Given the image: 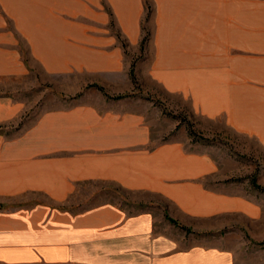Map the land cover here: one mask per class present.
Returning a JSON list of instances; mask_svg holds the SVG:
<instances>
[{"label":"crops","instance_id":"crops-1","mask_svg":"<svg viewBox=\"0 0 264 264\" xmlns=\"http://www.w3.org/2000/svg\"><path fill=\"white\" fill-rule=\"evenodd\" d=\"M131 68L264 161V0H0V86L34 70L108 90L59 91L18 129L24 103L0 92V264H236L229 223L210 244L172 231L242 217L264 236L257 194L218 183L230 155L155 141L111 97Z\"/></svg>","mask_w":264,"mask_h":264},{"label":"rangeland","instance_id":"rangeland-1","mask_svg":"<svg viewBox=\"0 0 264 264\" xmlns=\"http://www.w3.org/2000/svg\"><path fill=\"white\" fill-rule=\"evenodd\" d=\"M146 8L149 10V6H146ZM147 35L148 30L145 28L142 36L143 42L147 39ZM130 74L133 79L131 87L123 88L124 90L120 91L119 94L111 97L115 99L124 96L131 98L125 107L140 110L143 113L155 141L178 138L184 140L186 146L191 149L206 150L213 156L219 154L221 159H223L224 152L226 155H230L232 160L229 168L235 174L223 181L219 180L218 183L245 182L247 190L257 194V198L262 202L264 216V181L259 180L261 174H264V161L261 157L243 150V140L231 135L226 130L220 129L218 125H212L198 118L187 101L171 98L165 95L162 90L156 89V86L143 84V82L137 80V77L135 79L132 68ZM82 79L78 75H71L69 78L39 75L34 70H29L28 74L14 76L10 80L7 79L8 81L0 86V92L14 94L18 101L24 103L23 112L16 119V121L23 119V122H13L12 126L16 129L26 126L31 123L36 114L41 112V109L62 105L63 101L57 95L59 91L67 89L76 91L96 90L104 93L108 91L106 86L95 80L84 82ZM118 95L124 96L119 97ZM164 95L167 97L165 98ZM91 101L98 102L97 100ZM25 119L27 120L24 122ZM18 132L13 129L12 134ZM121 195L124 203L129 204L126 200L128 195L125 192H121ZM82 198L84 197H77L79 200ZM113 198L122 199L119 195ZM170 219L177 224L175 219ZM216 223L226 224L214 230L211 225ZM227 223L230 224L229 228L236 233L234 234L236 235L237 244L236 264H264V236L258 239L250 234L242 217L199 223L195 227L181 225L182 227L179 226L178 228L175 224L174 226L178 229L172 231V233L183 232L190 241L210 244L217 242L216 237L218 238L220 234L228 230ZM256 228L261 231L263 225L258 224Z\"/></svg>","mask_w":264,"mask_h":264},{"label":"trees","instance_id":"trees-1","mask_svg":"<svg viewBox=\"0 0 264 264\" xmlns=\"http://www.w3.org/2000/svg\"><path fill=\"white\" fill-rule=\"evenodd\" d=\"M119 97H121V96H124V95H118Z\"/></svg>","mask_w":264,"mask_h":264}]
</instances>
